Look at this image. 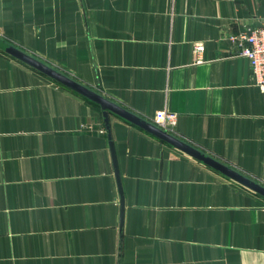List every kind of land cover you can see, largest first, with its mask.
Instances as JSON below:
<instances>
[{
  "label": "crops",
  "instance_id": "crops-1",
  "mask_svg": "<svg viewBox=\"0 0 264 264\" xmlns=\"http://www.w3.org/2000/svg\"><path fill=\"white\" fill-rule=\"evenodd\" d=\"M263 19L264 0H0V42L148 122L176 113L174 136L264 186V91L230 40ZM109 127L0 48V264H264L263 196Z\"/></svg>",
  "mask_w": 264,
  "mask_h": 264
},
{
  "label": "water",
  "instance_id": "water-1",
  "mask_svg": "<svg viewBox=\"0 0 264 264\" xmlns=\"http://www.w3.org/2000/svg\"><path fill=\"white\" fill-rule=\"evenodd\" d=\"M0 48L6 51L7 53L11 54L15 58L19 59L20 61L30 65L34 69L54 79L56 82L72 89L73 91L79 93L85 98L100 105L103 110V115H104V119H105V123L108 129L109 135H110L109 112H112L124 118L125 120L141 127L142 129L162 139L163 141L169 143L170 145L182 150L184 153L190 154L191 156L201 161L202 163L204 162L206 165H208L212 169L223 173L224 175L231 178L232 180L239 182L240 184L248 187L251 190H254L255 192H257L258 194L264 197V186L258 184L254 180L249 179L248 177H246L239 171L228 167L226 164L222 163L221 161L220 162L217 161L216 159L212 158L211 156H208L207 154L201 153L200 151L195 149L190 144L185 143L184 141L178 139L176 136L159 129L153 123L148 122L134 115L133 113L113 103L112 101L108 100L107 98L95 92L94 90L76 81L75 79L43 63L37 58L17 49L13 45H10L6 42H0ZM112 152H113V149H112ZM116 176H117V180L120 186L119 171L117 168H116ZM121 206H122V215H123V210H124L123 200L121 202Z\"/></svg>",
  "mask_w": 264,
  "mask_h": 264
},
{
  "label": "built area",
  "instance_id": "built-area-1",
  "mask_svg": "<svg viewBox=\"0 0 264 264\" xmlns=\"http://www.w3.org/2000/svg\"><path fill=\"white\" fill-rule=\"evenodd\" d=\"M230 40L238 45L240 49L238 56L249 61L255 84L264 91V19L261 26L232 36ZM204 49L202 43L196 44L194 47V54L198 62H201ZM176 122L177 114L169 110L159 111L153 119L155 126L172 135L175 132Z\"/></svg>",
  "mask_w": 264,
  "mask_h": 264
}]
</instances>
